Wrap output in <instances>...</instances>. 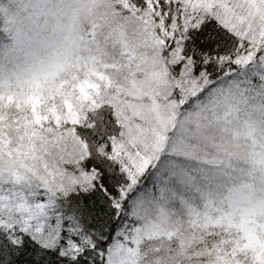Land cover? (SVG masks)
I'll return each mask as SVG.
<instances>
[{"label":"snow or ice","instance_id":"obj_1","mask_svg":"<svg viewBox=\"0 0 264 264\" xmlns=\"http://www.w3.org/2000/svg\"><path fill=\"white\" fill-rule=\"evenodd\" d=\"M0 264H264V0H0Z\"/></svg>","mask_w":264,"mask_h":264}]
</instances>
